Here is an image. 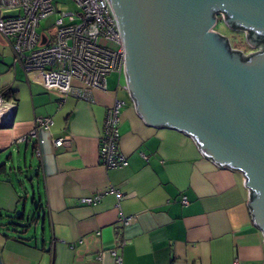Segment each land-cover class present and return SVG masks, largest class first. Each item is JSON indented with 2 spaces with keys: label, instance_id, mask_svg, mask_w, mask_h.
I'll use <instances>...</instances> for the list:
<instances>
[{
  "label": "crops",
  "instance_id": "0c3cea01",
  "mask_svg": "<svg viewBox=\"0 0 264 264\" xmlns=\"http://www.w3.org/2000/svg\"><path fill=\"white\" fill-rule=\"evenodd\" d=\"M113 76L106 91L87 100L78 83L68 97L47 91L0 34V95L16 104L13 126H0V222L27 214L24 179L36 217L25 240L0 226V264H115L113 249L123 264H264V235L253 221L244 175L218 168L184 133L147 125L126 78L121 82L125 75ZM117 100L125 102L118 150L128 165L108 170L100 137ZM37 118L54 125L32 137ZM60 138L66 144L54 146ZM29 167L31 179L24 176ZM110 188L122 198L109 193L97 204L82 203ZM121 213L133 217L129 226L119 222Z\"/></svg>",
  "mask_w": 264,
  "mask_h": 264
},
{
  "label": "water",
  "instance_id": "95a60500",
  "mask_svg": "<svg viewBox=\"0 0 264 264\" xmlns=\"http://www.w3.org/2000/svg\"><path fill=\"white\" fill-rule=\"evenodd\" d=\"M108 2L137 114L191 137L218 168L241 172L264 235V0ZM220 17L260 51L233 50L215 30Z\"/></svg>",
  "mask_w": 264,
  "mask_h": 264
},
{
  "label": "built area",
  "instance_id": "2783aa9c",
  "mask_svg": "<svg viewBox=\"0 0 264 264\" xmlns=\"http://www.w3.org/2000/svg\"><path fill=\"white\" fill-rule=\"evenodd\" d=\"M77 11L63 13L50 26H57L55 40L49 37L43 44L38 32L41 21L57 14L54 0H0V34L10 43L16 59L21 61L28 74L38 77L41 85L50 92L68 97L75 93L76 84L82 89V99H90L95 91H106L108 77L121 76L125 70V50L122 37L108 0H75ZM19 11L17 16H6ZM221 19V17H220ZM260 48L255 50L259 52ZM125 102L117 100L109 108L100 137V158L108 170L126 167V156L119 152L121 109ZM16 104L0 95V126L15 122ZM54 122L50 118H37L30 136L36 137L39 129L50 130ZM25 139V137L23 138ZM66 144L63 138L54 140V146ZM39 154V152H38ZM122 193L115 188L82 199L83 204L94 205L105 194ZM182 203L188 204L186 197ZM133 217L120 214L119 222L127 227ZM127 244L123 241L121 248ZM115 264H123V257L113 249Z\"/></svg>",
  "mask_w": 264,
  "mask_h": 264
},
{
  "label": "rangeland",
  "instance_id": "374dc122",
  "mask_svg": "<svg viewBox=\"0 0 264 264\" xmlns=\"http://www.w3.org/2000/svg\"><path fill=\"white\" fill-rule=\"evenodd\" d=\"M54 5L56 7L57 14L55 16L51 17L50 19L41 21V27L38 29L39 33L44 32L42 34L48 35V37L50 38L52 43L55 40V35L57 32V26L56 25L50 26V25L53 24V22L55 20L61 18L63 13H69V12L77 11V7L75 5V0H54ZM45 26H48L46 30L44 29ZM215 30L218 32V34L225 37L229 41L230 46L233 50L241 51L244 53V55H249V54H252L255 52V49L252 48V46L247 42L245 32H239V31L232 30L221 19H220L218 25L215 27ZM113 78L115 80L118 79V74H114ZM121 82L125 83V77L124 76H122ZM8 156H9V153L5 157V160ZM33 173H34V171L32 169H30V167H29V169L25 170L24 176L26 178L28 177L31 179V177H33V175H34ZM24 182H25V186L28 189V192H30V197H31L30 200L27 202L28 212L26 214L30 218L33 216L32 214L30 215V213L34 210V206L32 205L33 192L31 191V185L28 182H26V179H24ZM22 207H24V206L22 205Z\"/></svg>",
  "mask_w": 264,
  "mask_h": 264
},
{
  "label": "trees",
  "instance_id": "16d2710c",
  "mask_svg": "<svg viewBox=\"0 0 264 264\" xmlns=\"http://www.w3.org/2000/svg\"><path fill=\"white\" fill-rule=\"evenodd\" d=\"M257 42L258 43L264 42V35L262 34L258 35ZM0 169H2V167H0ZM6 219H7V222L5 223L0 222V226H3L10 232L12 231L17 232L20 235L18 237V239L20 240H25V238H23L21 235H24L26 232V229H29L33 225V223L36 221L35 215L29 218L24 213H20L19 215H14V216L8 215L6 216Z\"/></svg>",
  "mask_w": 264,
  "mask_h": 264
}]
</instances>
